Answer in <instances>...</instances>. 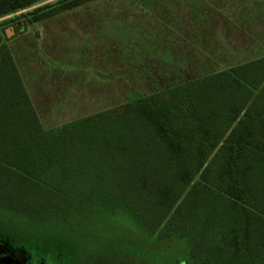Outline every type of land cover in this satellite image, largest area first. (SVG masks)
<instances>
[{
	"label": "trees",
	"instance_id": "16d2710c",
	"mask_svg": "<svg viewBox=\"0 0 264 264\" xmlns=\"http://www.w3.org/2000/svg\"><path fill=\"white\" fill-rule=\"evenodd\" d=\"M43 1L0 0V17L93 0ZM123 217L137 256L181 237L185 264H264V56L45 128L0 31V241L62 264H135L112 234L83 235Z\"/></svg>",
	"mask_w": 264,
	"mask_h": 264
},
{
	"label": "rangeland",
	"instance_id": "374dc122",
	"mask_svg": "<svg viewBox=\"0 0 264 264\" xmlns=\"http://www.w3.org/2000/svg\"><path fill=\"white\" fill-rule=\"evenodd\" d=\"M258 2L93 0L40 22L28 21L30 9L16 11L0 17V31L20 61L43 126L52 128L259 56L264 52V11ZM204 20L209 24L207 46L215 45L214 61L198 62L197 57L193 62L195 52L180 69L171 70L160 61L151 64L155 52L165 55L161 40L151 35L163 32L166 40V21L185 30L184 41L190 44L180 47L184 50L196 48ZM21 25L24 29L17 33ZM203 63L206 69H202ZM110 220L111 231L106 230L107 220L101 221L99 233L98 228L84 229L90 244L98 241L104 245L112 234L135 264H185L188 249L184 238L156 240L137 256L139 245L134 247L125 238L131 229L129 221L124 217ZM49 255L38 247L16 251L11 243L0 241V264L63 263Z\"/></svg>",
	"mask_w": 264,
	"mask_h": 264
},
{
	"label": "crops",
	"instance_id": "0c3cea01",
	"mask_svg": "<svg viewBox=\"0 0 264 264\" xmlns=\"http://www.w3.org/2000/svg\"><path fill=\"white\" fill-rule=\"evenodd\" d=\"M258 1H259L258 4L263 6L262 11H264V0H258ZM121 21L123 22L125 20L123 19ZM166 23L168 24L167 31H165L167 33L165 35V39L166 40H164V38H163V34H162L163 32L161 34H157V32L155 31L156 33L151 35V37L153 36V38H155V40L156 39H160L161 40V42L163 43V52L165 53V55L163 56L161 53H160V55H158V52H155V54L151 56V59H150L151 60L150 61L151 64H157L160 61V62H162L163 64L166 65V68L169 67V68H171V70H175L177 68L180 69L182 67V64H183L184 61L187 62V63L190 61V58H191L190 57V53L195 54V52L198 55L197 54H196V56L192 55L193 60H194L193 62L196 61L197 57L199 58V59H197L198 62L199 61L205 62L206 58H208V60L211 61V62L214 61L213 60V56H214L213 55V50L215 48V45L211 44V48H212L211 49V48H209L207 46V43H206V38L210 36L208 34V32H207L209 24H208V22L206 20L201 21V24L203 25L204 29H203V27L201 28V29H203V31L199 33L198 40L195 41L196 42L195 43L196 48H193L194 46L193 47L190 46L191 50L188 49V48H185L184 50H182L180 48L181 46H184V44H186V45L190 44V42L184 41L185 37H183V35L185 34L184 33L185 30L182 29L183 27H181V25L179 26L178 24L169 23L167 21H166ZM125 28H127V27H125ZM17 33H21V31H18ZM138 36H141V35H137V37ZM141 39L144 40L143 35L141 36ZM167 41L169 43H168V45L166 47H164V42H167ZM6 43L8 44L7 41H6ZM175 44H177L178 46L175 45ZM9 48L11 50V53H12V56L14 58L15 64L17 66L18 72H19V74H20V76L22 78L24 87H25V89H26V91H27V93H28V95H29L34 107H35V110H36L38 116H39L38 110H37V108L35 106V103H34V98L32 97L31 92L29 91V88H28L27 83H26V79L24 77V72L21 69L20 61L15 56L13 49L10 46H9ZM200 55L202 56L203 60H201V56ZM211 55H213V56L211 57ZM261 56H264V52L262 54H260L259 56H256V57H254V58H252L250 60L259 58ZM203 57H205V58H203ZM216 57H218V56H216ZM250 60H245V61H242L240 63L247 62V61H250ZM237 64H239V63H237ZM237 64H235V65H237ZM232 66H234V65H232ZM232 66H230V67H232ZM199 67H201V66L199 65ZM205 67H206V65L203 63L202 69H206ZM179 83H181V82H179ZM51 84L53 86L52 82H51ZM39 118H40V116H39ZM41 123H42V121H41Z\"/></svg>",
	"mask_w": 264,
	"mask_h": 264
},
{
	"label": "water",
	"instance_id": "95a60500",
	"mask_svg": "<svg viewBox=\"0 0 264 264\" xmlns=\"http://www.w3.org/2000/svg\"><path fill=\"white\" fill-rule=\"evenodd\" d=\"M7 32V31H6ZM8 34V33H7Z\"/></svg>",
	"mask_w": 264,
	"mask_h": 264
}]
</instances>
